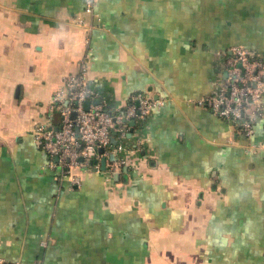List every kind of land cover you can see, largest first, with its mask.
Instances as JSON below:
<instances>
[{"label": "crops", "instance_id": "crops-1", "mask_svg": "<svg viewBox=\"0 0 264 264\" xmlns=\"http://www.w3.org/2000/svg\"><path fill=\"white\" fill-rule=\"evenodd\" d=\"M83 8L0 0V264H264V118L245 137L197 104L220 89L230 47L264 54V0ZM85 54L111 108L137 92L159 104L75 185L32 129L57 122L51 95Z\"/></svg>", "mask_w": 264, "mask_h": 264}, {"label": "built area", "instance_id": "built-area-1", "mask_svg": "<svg viewBox=\"0 0 264 264\" xmlns=\"http://www.w3.org/2000/svg\"><path fill=\"white\" fill-rule=\"evenodd\" d=\"M98 2L83 0V12L97 18ZM77 24L86 26V21L78 18ZM228 53L220 89L199 99L197 104L231 122L243 136L250 137L255 122L264 118V54L240 45L230 47ZM90 58L85 54L79 70L66 75L62 85L52 93L50 109L57 122H37L32 129L34 144L49 157V166L59 167L57 178L71 177L75 185L80 181L73 174L74 169L83 166L98 169L101 156L123 151L122 142L130 122L142 125L151 109L159 104L145 93L137 92L125 109L111 108L97 85L86 77ZM95 100L98 102L94 103ZM85 101L89 103L87 108ZM258 147L264 148V144ZM98 149H103V153ZM56 156L58 159L54 162ZM121 164L123 160L115 166Z\"/></svg>", "mask_w": 264, "mask_h": 264}, {"label": "water", "instance_id": "water-1", "mask_svg": "<svg viewBox=\"0 0 264 264\" xmlns=\"http://www.w3.org/2000/svg\"><path fill=\"white\" fill-rule=\"evenodd\" d=\"M224 77H225V74H224ZM97 102H98V100H95V101H94V103H97ZM88 104H89L88 101H85V102H84V106H85V108L88 107ZM134 124H135L134 122H132V121L130 122V126H131V128H130V130H129L128 135L132 132V130H133L132 127L134 126ZM112 143L114 144L115 141L112 140ZM98 152L103 153V149H98ZM109 157H110L111 160H114V156H113L112 154H110ZM57 159H58V157L56 156V157H55V160H57ZM79 160L81 161L82 159H79ZM105 162H106V157L104 156V157L101 158V170H104V169H105Z\"/></svg>", "mask_w": 264, "mask_h": 264}]
</instances>
